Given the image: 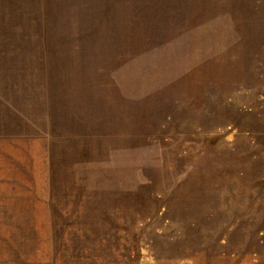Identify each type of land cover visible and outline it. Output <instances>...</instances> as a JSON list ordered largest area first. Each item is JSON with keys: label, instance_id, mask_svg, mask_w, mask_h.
Masks as SVG:
<instances>
[{"label": "rangeland", "instance_id": "374dc122", "mask_svg": "<svg viewBox=\"0 0 264 264\" xmlns=\"http://www.w3.org/2000/svg\"><path fill=\"white\" fill-rule=\"evenodd\" d=\"M0 264H264V0H0Z\"/></svg>", "mask_w": 264, "mask_h": 264}]
</instances>
